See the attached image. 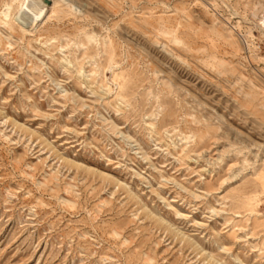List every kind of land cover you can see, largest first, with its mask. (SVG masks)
<instances>
[{
  "label": "rangeland",
  "instance_id": "1",
  "mask_svg": "<svg viewBox=\"0 0 264 264\" xmlns=\"http://www.w3.org/2000/svg\"><path fill=\"white\" fill-rule=\"evenodd\" d=\"M0 264H264V0H0Z\"/></svg>",
  "mask_w": 264,
  "mask_h": 264
},
{
  "label": "water",
  "instance_id": "2",
  "mask_svg": "<svg viewBox=\"0 0 264 264\" xmlns=\"http://www.w3.org/2000/svg\"><path fill=\"white\" fill-rule=\"evenodd\" d=\"M50 0H39V4L43 5L44 7L49 4Z\"/></svg>",
  "mask_w": 264,
  "mask_h": 264
}]
</instances>
